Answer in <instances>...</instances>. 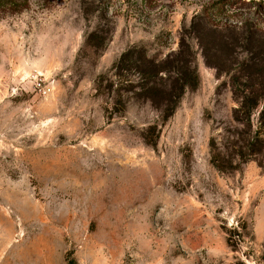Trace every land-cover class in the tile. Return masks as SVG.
<instances>
[{
  "label": "rangeland",
  "instance_id": "obj_1",
  "mask_svg": "<svg viewBox=\"0 0 264 264\" xmlns=\"http://www.w3.org/2000/svg\"><path fill=\"white\" fill-rule=\"evenodd\" d=\"M261 72L264 0H0V264H264Z\"/></svg>",
  "mask_w": 264,
  "mask_h": 264
},
{
  "label": "trees",
  "instance_id": "obj_2",
  "mask_svg": "<svg viewBox=\"0 0 264 264\" xmlns=\"http://www.w3.org/2000/svg\"><path fill=\"white\" fill-rule=\"evenodd\" d=\"M218 27L219 26H214L213 24L211 25V29L213 31L217 30ZM225 29H232L236 31L237 27L226 25ZM131 53H132L131 50L124 53L120 59V62L122 63L127 62V59L131 56L130 55ZM142 60H144L145 62L148 61L146 54L144 57L142 56ZM188 68H189L188 70L189 72L187 74H183L181 77L178 76L177 78L173 80L175 84L169 90H165V89L163 90L159 88L157 86V83L155 82L147 85L146 87H143L147 97L150 99V96H149L150 91L157 89L160 92L162 91V93H164V95L170 100V102L173 101L174 103V100H175V103H176L178 98H180L188 88H195L198 85V82H199L198 74L196 73V71L190 70V66H188ZM159 72H162V70ZM244 75L245 77H243V80L246 83L245 87L241 91L235 90L239 98L240 104L236 108V111H235L236 114L234 115H235V118L238 120L239 115H237V113L239 112L245 113V115L248 118L247 124L250 126L252 122V114L254 110L257 109L260 106V104L264 102V72L256 73V74H248V75L244 74ZM237 88L239 87L236 86V89ZM161 108L164 113V118L167 119L171 114H173L175 110V105H165L164 107H161ZM255 138H259V137L256 136ZM257 140L258 139H255V141ZM255 145L256 143L251 142L247 146V148H251ZM240 152L242 155L245 153L242 150H240Z\"/></svg>",
  "mask_w": 264,
  "mask_h": 264
}]
</instances>
